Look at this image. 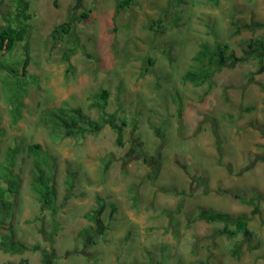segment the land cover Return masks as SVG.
Segmentation results:
<instances>
[{"label": "rangeland", "instance_id": "1", "mask_svg": "<svg viewBox=\"0 0 264 264\" xmlns=\"http://www.w3.org/2000/svg\"><path fill=\"white\" fill-rule=\"evenodd\" d=\"M123 1L0 0V30L17 32L0 51V171L21 180L12 226L33 248L0 250V264H42V250L47 264H264V60L182 81L201 45L242 57L264 41L246 27L264 23V0ZM60 108L96 126L52 136L40 120ZM39 170L51 210L31 189ZM201 212L245 218L247 232L220 236L226 222Z\"/></svg>", "mask_w": 264, "mask_h": 264}, {"label": "trees", "instance_id": "2", "mask_svg": "<svg viewBox=\"0 0 264 264\" xmlns=\"http://www.w3.org/2000/svg\"><path fill=\"white\" fill-rule=\"evenodd\" d=\"M215 1L216 0H212ZM127 0L123 1V5H127ZM122 5V6H123ZM83 17H87L86 14ZM249 30H261L264 28L263 22H251L246 26ZM60 31L64 33L69 32V26H61ZM17 32L14 29L3 28L0 30V51L10 52L13 50L16 44ZM69 56L64 57V61H68ZM255 60L257 63L262 64L264 60V41L260 38L250 39L247 44V50L245 56L236 57L235 54L229 49L227 44H218L214 49H210L207 45H201L200 51L193 58L194 62H197L200 67L197 71L189 70L182 77L183 82H190L194 86H201L204 83H210L212 76L216 70H219L230 63L242 62L246 60ZM28 59H23L21 63V74L25 75L24 70L28 66ZM150 65V62H148ZM252 81V78L250 79ZM108 93L106 90H101L95 97V101L91 105L93 108L100 111L106 107ZM18 118H14L13 123L17 122ZM41 124L44 125L52 136L62 135L63 137H74L79 135L81 132L91 131L96 124L87 120V117L81 114L80 109L76 110H65L57 109L52 111L48 115L42 117L40 120ZM81 122L83 126H81ZM86 126V127H85ZM29 151L33 155H39L40 147L38 145L30 146ZM11 160V159H10ZM8 163V162H7ZM9 164V163H8ZM21 180L17 175H11L7 165L3 166L0 171V250L9 255H22L23 253L30 251L24 244H22L15 235L13 224V202L8 199L9 195H16L20 189ZM31 189L37 197L42 209H50L55 207L54 201L56 191L52 182V176H48L39 170L37 176L32 181ZM134 202L136 200L134 199ZM101 202L98 203V207H101ZM51 210V209H50ZM98 208L91 211L92 215H95ZM53 216V214H52ZM54 217V216H53ZM199 219H203L207 222H226L223 227L218 230L220 236H224L227 239H233L239 234L247 232V220L242 217L230 218L227 214L215 213L208 214L201 212ZM234 226V230L230 227ZM92 228L89 229V231ZM56 234V227L53 224L51 233L48 234L46 240L52 244L54 236ZM90 234V232H89ZM42 250V264L46 263L45 252ZM233 255H237V247L233 250ZM53 256V253H52ZM20 264H26L25 260L20 261Z\"/></svg>", "mask_w": 264, "mask_h": 264}, {"label": "crops", "instance_id": "3", "mask_svg": "<svg viewBox=\"0 0 264 264\" xmlns=\"http://www.w3.org/2000/svg\"><path fill=\"white\" fill-rule=\"evenodd\" d=\"M248 225V224H247Z\"/></svg>", "mask_w": 264, "mask_h": 264}]
</instances>
